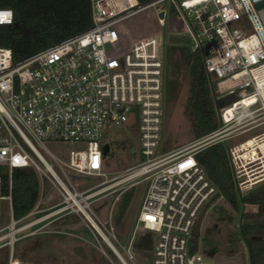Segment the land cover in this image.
I'll return each instance as SVG.
<instances>
[{"label":"built area","instance_id":"obj_1","mask_svg":"<svg viewBox=\"0 0 264 264\" xmlns=\"http://www.w3.org/2000/svg\"><path fill=\"white\" fill-rule=\"evenodd\" d=\"M90 1L92 27L85 33L19 65L10 49L0 48V214L5 202L12 211L7 233L0 235V248L11 249L7 264H34L15 258L14 247L22 238L17 235L48 218L70 214L91 231L111 264L103 245L128 264L115 244L120 243L134 263L131 244L141 226L157 234L152 264H208L190 252V241L200 215L219 191L196 154L237 137L226 134V128L244 112L261 111L263 121L257 126L262 130L229 148L233 176L241 195L264 183V7H256L264 0ZM148 12L154 15L157 33L132 38L124 23ZM0 13L10 14L0 26L13 24L11 9ZM165 30L189 39V49L216 85L218 99L238 94L240 100L223 109V127L216 132L162 155L165 63L157 35ZM253 98L254 103L240 105ZM129 121L139 130L144 161L126 179H144L147 188L132 238L123 245L91 208L92 199L112 187L79 192L72 178L105 176V134ZM47 144L84 148L70 151L65 161ZM28 169L49 182L59 202L47 217L17 227L22 220L13 217L14 172Z\"/></svg>","mask_w":264,"mask_h":264},{"label":"rangeland","instance_id":"obj_2","mask_svg":"<svg viewBox=\"0 0 264 264\" xmlns=\"http://www.w3.org/2000/svg\"><path fill=\"white\" fill-rule=\"evenodd\" d=\"M124 30L134 39L150 36L157 33V25L152 12L142 14L124 23ZM236 27V26H235ZM162 41V57L165 63L164 76V124L161 154L166 155L175 150L194 144L208 135L197 139L192 130V124L186 113L190 97L192 78L186 69L183 49L192 55V61H201L189 49V39L184 34L168 35L167 30L159 33ZM201 67V74L210 94L211 113L213 122L223 127V109L219 110L211 98H215L213 82L208 78ZM257 105L255 108H258ZM263 114L257 111L252 115L239 114L226 128V134L236 136L224 141L228 150L233 145L242 143L259 133V125ZM103 145L109 146L105 159V176L74 177L72 182L79 192L98 191L108 187L110 190L92 199L91 208L98 218L109 228H113L115 235L127 245L132 238L133 227L144 197L147 181L144 179L126 181V177L142 164L144 158L140 148V133L138 128L129 121L125 125L114 126L103 139ZM48 148L62 160H68L70 151L81 150V145L47 144ZM50 164H54L45 153ZM56 171L63 177L60 170ZM39 183V198L33 211L21 221L17 227L42 219L50 215L51 208L59 202L55 190L49 182H43L39 172L33 171ZM125 179V181H124ZM128 179V178H127ZM261 184L256 188L263 186ZM255 188V189H256ZM132 198L126 214L121 222H116L120 201ZM259 211L257 206H243L236 211L224 199L215 197L200 215L194 229L192 240L196 242V253L201 255L208 264H249V253L244 242L240 227L243 224L264 223V219L254 217ZM33 214V215H31ZM245 215V216H244ZM64 216L48 218L29 230L18 234L21 238L14 247V256L21 262L34 264H111L103 256L100 244L91 231L80 220L79 223L57 226L54 222ZM253 217V218H252ZM250 218V219H249ZM12 221V211L9 203L3 204L0 214V235L7 233V227ZM34 235L25 237L28 233ZM157 241V234L144 229L142 226L133 236L131 253L134 263H131L120 243H115L121 255L128 264H152L153 249ZM103 249L114 264H121L107 246ZM11 249L0 248V264H7Z\"/></svg>","mask_w":264,"mask_h":264},{"label":"trees","instance_id":"obj_3","mask_svg":"<svg viewBox=\"0 0 264 264\" xmlns=\"http://www.w3.org/2000/svg\"><path fill=\"white\" fill-rule=\"evenodd\" d=\"M151 0H139L146 3ZM0 9H11L14 22L0 26V48L12 51L15 65L25 63L33 57L51 48L73 39L92 27V4L90 0H0ZM173 29L176 30L173 24ZM185 67L192 78L190 97L186 113L192 124L197 139L212 134L219 129L213 122L210 94L202 77L198 60L192 61V55L183 49ZM214 91L216 85L213 83ZM219 110L230 107L240 100L238 94L223 99L211 98ZM197 162L204 168L210 181L219 193L217 198H224L234 210L243 206H257L254 217L264 219V185L246 195H241L236 186L228 147L224 142L216 143L196 154ZM5 173V170H4ZM6 185L7 173L3 174ZM264 184V183H263ZM7 192V191H6ZM39 198V183L32 170L14 172L13 217L20 220L27 217L34 209ZM132 198L120 201L116 222L120 223ZM245 216V215H244ZM253 218V217H252ZM250 219V218H249ZM80 222L76 215H66L54 222L55 225H71ZM241 236L249 253V264H264V223L243 224ZM261 237V240L255 239ZM196 242L191 239L190 252L196 253Z\"/></svg>","mask_w":264,"mask_h":264},{"label":"water","instance_id":"obj_4","mask_svg":"<svg viewBox=\"0 0 264 264\" xmlns=\"http://www.w3.org/2000/svg\"><path fill=\"white\" fill-rule=\"evenodd\" d=\"M257 8H262L264 7V1L259 3L257 6ZM160 18H164V14H161L160 15ZM109 152V146L105 145L104 148H103V153H104V156L106 157L107 153ZM255 239H258V240H261L262 238L259 237V238H255Z\"/></svg>","mask_w":264,"mask_h":264},{"label":"bare ground","instance_id":"obj_5","mask_svg":"<svg viewBox=\"0 0 264 264\" xmlns=\"http://www.w3.org/2000/svg\"><path fill=\"white\" fill-rule=\"evenodd\" d=\"M255 99H249V100H246L244 103H240V105H250L251 103H254ZM230 113H233V112H230ZM132 178H129V179H126V181L128 180H131ZM109 189H107L106 191H108Z\"/></svg>","mask_w":264,"mask_h":264},{"label":"snow or ice","instance_id":"obj_6","mask_svg":"<svg viewBox=\"0 0 264 264\" xmlns=\"http://www.w3.org/2000/svg\"><path fill=\"white\" fill-rule=\"evenodd\" d=\"M8 16H10V14L0 13V22H3V20L7 19Z\"/></svg>","mask_w":264,"mask_h":264}]
</instances>
